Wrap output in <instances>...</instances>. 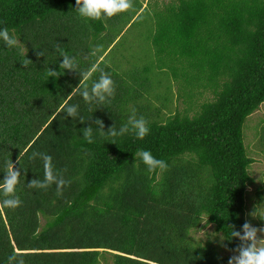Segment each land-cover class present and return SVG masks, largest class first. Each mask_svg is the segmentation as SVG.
<instances>
[{"label": "trees", "instance_id": "obj_1", "mask_svg": "<svg viewBox=\"0 0 264 264\" xmlns=\"http://www.w3.org/2000/svg\"><path fill=\"white\" fill-rule=\"evenodd\" d=\"M143 1L133 0L129 21L115 25L117 15L81 18L76 0H0V29L20 42L9 49L0 40V181L7 161H19L22 172L16 186L21 205L6 208L0 195V264L14 250L25 264H228L230 251L223 257L192 233L205 221L228 238L246 220L254 160L243 130L264 104V0L165 4L150 47L177 60L181 73L171 70L170 76L167 65L159 67V76L180 86L170 97L148 99L141 83L152 87V67L142 77L135 53L112 55L124 45L117 39ZM57 44L76 58L79 70L96 65L89 87L99 70L109 73L114 96L103 105L86 103L76 89L79 73L59 67ZM98 45L102 50L92 56ZM26 58L32 63L24 67ZM48 69L58 75L49 77ZM207 93L211 98L201 101ZM65 105H77L84 123L66 118ZM133 113L147 121L143 140L132 132L101 136L94 122L102 120L105 131L114 124L119 130ZM89 125L93 143L81 131ZM256 139L264 156V133ZM138 150L150 151L167 167L149 173L135 158ZM37 151L50 155L54 170L70 181L62 195L55 184L28 187L33 178L43 179L42 161L29 159ZM261 176L252 202L257 211H264ZM225 242L229 249L240 243Z\"/></svg>", "mask_w": 264, "mask_h": 264}, {"label": "clouds", "instance_id": "obj_2", "mask_svg": "<svg viewBox=\"0 0 264 264\" xmlns=\"http://www.w3.org/2000/svg\"><path fill=\"white\" fill-rule=\"evenodd\" d=\"M133 8V0H76L75 10L81 18L90 20H106L110 19L120 13L128 12ZM0 40H2L5 46L9 49L13 47H19L20 42L18 39L11 35L8 29L5 27L0 29ZM103 46H96L91 55L96 56L98 52L102 50ZM55 51L59 52L63 57L60 63V69L78 72L81 80L80 84L76 87L79 90V94L83 97L84 101L88 104H105L109 98L115 94L114 81L110 74L100 71L99 78L92 82L89 87L86 81L91 78V75L97 71L96 65H92L89 70H79V65L75 57L70 56L64 51L59 44L55 46ZM21 55L27 57V52L24 49L20 50ZM37 56H44L43 51H37ZM32 61L28 58L22 61L24 67H27ZM49 77H55L58 75V71L53 69L47 70ZM66 118L71 117L74 120L79 118L81 123H84L83 118L78 117L77 105H65L64 109ZM95 124L98 125V131L101 136H123L129 132L135 134L137 139L143 140L146 135L149 134V128L147 121L144 117L137 118L135 113L129 116L126 124L122 125L119 130L116 129L115 124L105 131L104 122L100 119H96ZM83 137L88 143H93V129L91 125L81 129ZM135 155L142 160L146 165L149 173L155 171L157 168L164 169L167 167L166 162L156 159L150 151L138 150ZM39 158L43 163V179L33 178L28 182L29 188L44 189L47 190L51 185L57 186V195H62V189L65 185L70 184V181L64 179L63 172H56L52 165V157L44 152H32L29 159L35 161ZM19 161L14 163L13 161H7L4 170V179L0 181V195L4 197L2 204L9 209L18 208L22 201L20 197L16 195V186L20 181L22 174L21 167H17ZM66 171V170H65ZM260 179V177H259ZM261 181V180H260ZM253 219H259L264 221V214H258L257 209L248 214ZM238 240L240 243L234 248L229 249L228 244L225 241ZM219 246L225 250L230 251L232 254L228 259V264H264V225L259 227L253 226L250 220L246 219L240 230L234 227L228 238L223 235H219ZM6 264H25L22 256L14 250L11 255L7 257Z\"/></svg>", "mask_w": 264, "mask_h": 264}, {"label": "rangeland", "instance_id": "obj_3", "mask_svg": "<svg viewBox=\"0 0 264 264\" xmlns=\"http://www.w3.org/2000/svg\"><path fill=\"white\" fill-rule=\"evenodd\" d=\"M170 0H145V7L143 10L140 11L138 16L134 18L123 30L119 40L122 41V43L125 45H118L113 51L112 55H118L117 52H121L122 49H125V52L128 54H136V64L137 65H143L142 67H139L138 69V75L140 74L142 77L144 74L150 71L151 67L155 74V78H147L152 81V87L149 86L150 84H147L145 81L141 83L142 90L145 91V98H150L153 96H165L170 97V94H173L177 92V88L180 86V81H175L174 86H171L167 80V78L160 77L159 72L161 71L159 67L161 68H167V65H169V72L170 76L171 70L176 72H180V69H178L177 60L174 57H168L166 55V52H162L164 54H157L159 51H157L155 48L152 50V47H150V40L149 36L150 34L154 33L155 31V25L158 14L164 11L163 6L165 4H169ZM149 3V4H148ZM133 8L136 9L133 5ZM133 8L130 9L133 11ZM120 13L117 15V19L113 22L115 25L123 24L125 25L129 18L131 17V13L127 12V14ZM115 28H113L114 30ZM135 43V44H134ZM131 45V46H130ZM135 45V46H134ZM132 47L133 50H129ZM129 56V55H128ZM180 61V60H179ZM151 66V67H150ZM150 67V68H149ZM164 76V75H162ZM179 78H188L187 75H181ZM142 79V78H139ZM160 80L162 81L163 85L156 86V81ZM170 87V89H168ZM143 93V94H144ZM168 95V96H167ZM204 98L201 99V101H207V99L211 98V94L207 93L203 95ZM147 101L143 100L141 103L145 104ZM264 122V104H262L259 109L254 112L247 120L246 124L244 125V143L247 149V153L249 156H251L254 160V163L252 164L250 171V176L254 180V185L247 188V199L245 200L247 204L246 209V219L250 220L253 226L259 227L261 225H264V221L259 219H253L248 214L251 213L253 210V204L252 202L255 200L254 198V189L259 184V181L261 180V174L264 173V156L259 154V148L257 142V135L262 136L264 133V124L261 126ZM260 125V126H259ZM260 140V139H259ZM260 177V179H259ZM258 214H264V211L258 210ZM219 235L214 231L213 225L206 224L205 221L201 223V227L192 233V238L201 243L205 244L206 242H211L216 248L219 254L223 257L230 255L224 248L219 246Z\"/></svg>", "mask_w": 264, "mask_h": 264}, {"label": "crops", "instance_id": "obj_4", "mask_svg": "<svg viewBox=\"0 0 264 264\" xmlns=\"http://www.w3.org/2000/svg\"><path fill=\"white\" fill-rule=\"evenodd\" d=\"M142 6H143V8L145 7V0L143 1ZM259 183H260V181H259Z\"/></svg>", "mask_w": 264, "mask_h": 264}]
</instances>
